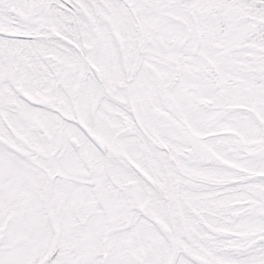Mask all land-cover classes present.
<instances>
[{"label": "snow or ice", "instance_id": "1", "mask_svg": "<svg viewBox=\"0 0 264 264\" xmlns=\"http://www.w3.org/2000/svg\"><path fill=\"white\" fill-rule=\"evenodd\" d=\"M0 264H264V0H0Z\"/></svg>", "mask_w": 264, "mask_h": 264}]
</instances>
